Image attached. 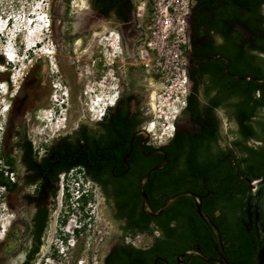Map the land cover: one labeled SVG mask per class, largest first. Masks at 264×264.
I'll use <instances>...</instances> for the list:
<instances>
[{"label": "flooded vegetation", "instance_id": "flooded-vegetation-1", "mask_svg": "<svg viewBox=\"0 0 264 264\" xmlns=\"http://www.w3.org/2000/svg\"><path fill=\"white\" fill-rule=\"evenodd\" d=\"M142 2L143 0H61L65 11L64 18L68 24L65 36L71 39L72 44L100 35L107 25L118 31L119 37L116 40L115 55L111 63L101 61L102 59L97 57L99 61H92L89 76L78 72V70H86L88 65L82 64L81 67L75 68L78 81L86 78L95 82L101 81L100 79L107 82L105 75L108 73L107 70H110L116 81L114 100L104 112L97 116L98 119L93 124L90 123V120H93L90 113L86 120L75 114V103H70L68 107L64 99L60 103L57 102L54 110L56 118L53 122L55 128L63 127L57 130L52 139H47V135H41L35 139L31 135L29 127L33 123L32 112L20 111L16 115L13 111L0 151V159L4 164L0 168V177L3 182L0 187H3L6 192L7 207L5 209L12 214L8 228L0 223V231H3L2 237L0 236V264H55L61 262L63 258L72 257L74 253L83 252L85 239L90 234V228H87V226L90 227L87 221L92 218L90 216H84V227L78 226L70 235L56 232V241L50 242L56 197L61 192L60 182L68 181L72 174H75L77 178L82 175L99 186L104 202L111 207L112 219L123 230L120 237L110 239L107 244L105 227L101 222L97 229L98 236L94 239L95 247L93 250L88 248L84 264H198L202 261L201 259L195 255L182 258L183 252L157 254L148 260L143 259L145 255L134 254V250L142 252L152 250L163 238L160 221L164 220V216L161 214L154 217L145 212L139 187L143 177L152 168L164 164L165 155L167 162L164 169L171 165L172 160L168 158L165 147L178 137L181 138V135L184 138L183 142L193 144L199 138L207 143L212 161L210 164L215 174L228 178H233L235 175L241 183L246 185L245 208L240 214L239 223L246 233H254L256 236L254 222L250 224L246 211L251 199L247 179L251 182L257 179H251L247 173H244V169L247 163L246 145L258 149L263 141L257 139L258 137L247 141L246 137L241 139V125L235 111V105L241 99L228 94L230 89L225 90L213 79L214 73V76L236 79L233 76L235 74L230 71L233 65L229 54L239 53L246 56V38L249 36V31L246 29V0H191V12L187 19L189 94L186 105L175 123L173 137L162 145H155L152 142V135L146 130L151 113L144 108L145 99L150 96L153 100L156 93L163 88V84L160 77L149 71L137 55V48L144 36L145 20L139 10ZM243 3L245 4L242 6ZM261 11L264 14V9L261 8ZM208 42L211 43L208 57L202 55L201 51L196 53L195 46L201 49ZM100 53H103V49ZM239 58L244 60L242 57ZM209 67L217 68L222 75L219 72L204 73V70ZM137 82L143 83L142 95L145 99L139 97L141 92L138 93L136 90ZM62 94L65 95V93ZM194 96L200 108L210 106L211 110L199 111L193 115L188 110V106L190 98ZM211 101L213 105H210ZM151 107L153 109V105ZM64 109L65 113L62 111ZM46 116L50 118V114L46 113ZM41 117L37 116V119L43 121ZM122 117L125 118L124 128L129 138V151L123 157L121 165V160L117 159L113 152L114 144H107L106 134L108 126L116 119L121 120ZM244 124L246 126V122ZM212 125L216 137L210 140L209 136L203 137V135L208 134L206 131ZM117 144L121 146L122 142L119 140ZM75 145L79 146L77 157L73 152ZM108 149L113 155V163L112 167L106 170L104 166ZM134 149H138L143 156L149 158L148 163L153 164L141 177H133L131 174L134 170H145L144 162H129ZM154 150H162L165 155L150 154ZM158 155L162 156L161 163H158ZM76 162L79 164L74 167ZM88 166L91 167V172H88ZM186 177L188 179L184 178L185 186L181 192L190 191L199 194L203 197V201L215 195L208 188L205 172L198 171L197 174ZM156 185L158 184L152 181L151 176L145 186V192L152 207L153 198H159L158 195L155 196ZM122 187L132 188L138 191L139 195L131 196L118 192ZM147 187H152L151 194L146 191ZM67 189L68 184H63L64 195ZM130 204L137 205L134 215L141 220L138 223L137 219L132 222L127 215ZM220 214L221 209L218 208L215 215L218 217ZM220 231L225 252L229 257L230 244L225 241L221 228ZM136 235H146L147 238L138 241ZM70 236L71 239H69ZM208 240L212 244L210 255H206L200 245L191 247H200L207 257L219 259L214 249L213 236ZM258 249V238L249 239L246 243V264H255Z\"/></svg>", "mask_w": 264, "mask_h": 264}, {"label": "rangeland", "instance_id": "rangeland-1", "mask_svg": "<svg viewBox=\"0 0 264 264\" xmlns=\"http://www.w3.org/2000/svg\"><path fill=\"white\" fill-rule=\"evenodd\" d=\"M64 14L61 0H0V151L13 111L16 115L20 111L32 112L33 123L29 127L31 135L35 139L41 135H47V139H52L57 130L63 127L56 126L55 128L53 122V119L56 118L54 110L57 107V102L60 103L64 99L68 107L70 103H75V114L86 120L88 113H90L93 116L90 123L93 124L94 121H97V116L104 112L106 107H109L110 102L114 100L116 81L110 70H107L108 73L105 75L107 82H104L103 79L95 82L86 78L83 81H78L75 68L81 67L82 64L88 65L86 70H78V72H83L84 75L89 76L91 75L92 61H99L97 57H100L101 61L111 63L115 55L116 40L119 37L118 31L107 25L100 35L92 36L86 40L82 39L81 42L72 44L71 39L65 36L67 35L68 24ZM46 21H48L47 24ZM9 40L15 46L16 51L11 61L3 54ZM102 49L103 53L101 54L100 50ZM87 72L89 74H86ZM142 84L141 82L135 84L138 93L141 92L140 98L143 97ZM145 102L144 108L151 113V106L154 105L155 101L149 96L146 97ZM163 102L171 104L172 100ZM177 105L182 106V101L177 102ZM176 108L177 106H172L170 111H175ZM160 109L165 111L162 113V116H165V105ZM62 111L66 112L65 109ZM46 113L50 114V118L46 116ZM37 116H42L41 118L44 120H38ZM149 116L148 123L155 119L153 113ZM76 120L78 122V119ZM157 121L163 122L164 119L160 118ZM17 124H19L18 119ZM159 127L161 125H157L152 132V142L155 145H162L168 140L167 133H163ZM174 127L176 128V124ZM67 178L65 179L67 180ZM68 179L63 183L60 182L61 192L56 197L50 242L56 241V232L57 234L64 232L70 235L78 226L84 225V216L92 217L87 220L90 223V227L86 225L88 229L90 228V234L85 239L83 252L74 253L72 257L63 258L61 262L55 263L84 264L87 259L88 248L93 250L95 247L94 239L98 236L97 229H99L98 226L101 222L105 227L104 233L107 244L110 239L120 237L123 230L112 219L111 207L104 202V197L96 183L82 175L78 179L75 174H72ZM82 183L87 184L91 194L88 197V203L79 210L75 200L70 196L68 197L67 193L64 195L62 185H70L73 194H76L78 187H82ZM5 193L4 188L0 187V223L8 228L12 214L5 209L7 207ZM65 216L66 218H64ZM2 235L3 231H0V236L2 237ZM136 236L138 241L147 238L146 235ZM77 259L79 260L78 263Z\"/></svg>", "mask_w": 264, "mask_h": 264}, {"label": "trees", "instance_id": "trees-1", "mask_svg": "<svg viewBox=\"0 0 264 264\" xmlns=\"http://www.w3.org/2000/svg\"><path fill=\"white\" fill-rule=\"evenodd\" d=\"M245 3L246 29L249 31V36L246 38V56H242L239 53L229 54L233 65L230 71L238 77L251 76L264 79V14L261 11V8L264 9V5H261L264 0H246ZM195 51L196 53L201 51L202 55L208 57L207 53L211 51V43L208 42L201 49L195 46ZM239 57L244 58V60H240L241 58ZM210 68L204 70V73L219 72L221 74L217 68ZM214 74V80L225 90L230 89L228 94L233 95L234 98L241 99L235 105L236 116L241 125V139L246 137L247 141L253 137H258L257 139L263 141L262 146L258 149L246 145L247 163L244 169V173H247L251 179L262 178L264 177V84L230 77L225 79L222 76H214ZM198 105L194 96L190 98L188 110L193 115L199 111L211 110L210 106L200 108ZM210 105H213V101H211ZM254 117L259 118L253 119ZM124 119L122 117L121 120H114L113 124L108 126L106 134L107 144H114L112 147H115V151L113 152L116 154V158L121 160V165L123 164V157L129 151V138L127 130L124 128ZM206 132L208 134L205 133L203 137L209 136L210 140L216 137L213 125ZM180 137L165 147L168 158L172 160L171 165L152 174V181L158 184L155 186V196H159V198H153L154 209L158 210L168 199L183 191L185 186L184 178H187L186 176L195 175L198 171L205 172L208 188L215 195L213 194L204 199V210L221 228L225 241L230 244L228 253L231 260L237 264H246V243L249 239L256 237L254 233H246L239 223L240 214L245 208L246 185L241 183L235 175L233 178H228L213 172L207 143L197 138L195 141L192 140L194 143L191 144V142H183L184 138H182V135ZM119 140L122 142L121 146L117 144ZM73 152L77 157L79 146H73ZM106 158L104 168L107 170L112 167L113 163V155L109 149L106 152ZM157 158L158 163H161L162 156L158 155ZM148 160L149 158L143 156L138 149H134L129 162H144L145 170L132 171L133 177L143 176L145 171L152 167L153 164H149ZM77 164L79 163L76 162L73 166L75 167ZM90 169L91 167L88 166V172H91ZM2 184L3 182L0 179V186ZM151 190L152 187H147L146 189L150 194L152 193ZM118 192L131 196L139 195L138 191L127 187H122ZM202 193L205 194L206 192ZM87 202L88 199L85 198L84 204H87ZM128 206L130 210L127 215L130 220L134 222L133 220L137 219V223L140 222L141 220L134 215L137 205L130 204ZM218 208L221 209V214L217 217L215 212ZM162 215L164 216V220L160 221L162 240L152 250L146 252L134 250V254L145 255L143 259L148 260L153 255L179 254L192 245H200L203 252L206 255H210L212 244L208 239L212 234L198 216L195 202L192 198L186 197L178 200ZM198 264L205 263L199 261Z\"/></svg>", "mask_w": 264, "mask_h": 264}, {"label": "built area", "instance_id": "built-area-1", "mask_svg": "<svg viewBox=\"0 0 264 264\" xmlns=\"http://www.w3.org/2000/svg\"><path fill=\"white\" fill-rule=\"evenodd\" d=\"M191 7V0H143L139 6L145 22L144 36L137 48V55L149 71L160 77L163 84V88L153 98L155 103L151 113L155 119L146 127L151 135L157 125H161L159 129L167 133L168 139L172 138L177 118L186 105L190 84L187 19ZM169 100H172L171 104L163 102ZM176 101H182V106L177 105ZM163 105L166 107L165 116H162L165 111L160 109ZM170 105L178 108L172 122L168 121ZM160 118L164 121H157Z\"/></svg>", "mask_w": 264, "mask_h": 264}, {"label": "water", "instance_id": "water-1", "mask_svg": "<svg viewBox=\"0 0 264 264\" xmlns=\"http://www.w3.org/2000/svg\"><path fill=\"white\" fill-rule=\"evenodd\" d=\"M234 78L242 81H253L257 84H264V79L251 77V76H245V77H238L236 75H233ZM144 133V132H141ZM133 148V144H132ZM155 153H162L165 155V153L162 150H154L150 154ZM166 155L164 159V164L162 166H157L152 168L141 180L140 183V193L143 196V206L145 209V212L149 214L150 216H160L164 212H166L169 208H171L178 200L186 197H192L195 202L197 214L200 217V219L204 222V224L208 227L210 233L212 234L214 240H215V251L219 255V259H212L207 257L201 250L200 247H190L187 250H185L181 257L184 258L186 256L195 255L199 259H201L203 262L208 264H237L230 260V258L227 256L224 248L223 238L220 231V228L217 226V224L210 218L209 215L206 214L204 208H203V197L199 194L185 191L180 192L170 199H168L158 210H154L152 205L149 202L148 196L145 192V186L149 182L152 174L156 171L162 170L165 168L166 165ZM249 182V189L251 191V199L248 202V207L246 214L248 216V219L250 221V224L252 225L254 222L255 230H256V237L259 240V249H258V257L255 262V264H264V178L257 179L255 181Z\"/></svg>", "mask_w": 264, "mask_h": 264}, {"label": "clouds", "instance_id": "clouds-1", "mask_svg": "<svg viewBox=\"0 0 264 264\" xmlns=\"http://www.w3.org/2000/svg\"><path fill=\"white\" fill-rule=\"evenodd\" d=\"M47 22L48 21H46V24H47ZM11 43L12 42L10 40L7 42L6 49L3 53L6 55V58L9 61L12 60V56H10L9 53H11L13 55L16 52L15 48H14L15 46L12 45ZM3 166H4V164H3L2 160L0 159V168H2ZM78 179H80V177ZM67 194H68V196H70L71 198H73L75 200L76 204L78 205V209L81 210V208H84V206L86 205V204H84V199L85 198L88 199V197H90L91 190L87 186V184L82 183V187H78L77 193L73 194L71 186L68 185ZM83 227H84V225H83Z\"/></svg>", "mask_w": 264, "mask_h": 264}, {"label": "bare ground", "instance_id": "bare-ground-1", "mask_svg": "<svg viewBox=\"0 0 264 264\" xmlns=\"http://www.w3.org/2000/svg\"><path fill=\"white\" fill-rule=\"evenodd\" d=\"M10 54V56H13L11 53H9ZM100 87V86H99ZM101 88V87H100ZM158 93V92H157ZM157 93H156V95H157ZM171 106V107H170ZM170 106H168V114H169V117H168V121L169 122H172L173 120H174V116L177 114V112H178V109L176 108L175 109V111H170V109L172 108V106L173 105H170ZM174 107V106H173ZM173 113H175V114H173ZM148 131V130H147ZM148 133H149V131H148Z\"/></svg>", "mask_w": 264, "mask_h": 264}]
</instances>
